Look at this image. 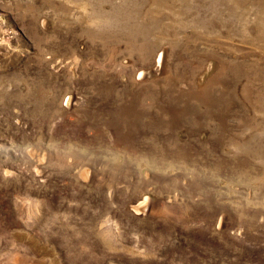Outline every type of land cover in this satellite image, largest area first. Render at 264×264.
<instances>
[{
  "label": "rangeland",
  "instance_id": "374dc122",
  "mask_svg": "<svg viewBox=\"0 0 264 264\" xmlns=\"http://www.w3.org/2000/svg\"><path fill=\"white\" fill-rule=\"evenodd\" d=\"M0 264H264V0H0Z\"/></svg>",
  "mask_w": 264,
  "mask_h": 264
},
{
  "label": "bare ground",
  "instance_id": "6f19581e",
  "mask_svg": "<svg viewBox=\"0 0 264 264\" xmlns=\"http://www.w3.org/2000/svg\"><path fill=\"white\" fill-rule=\"evenodd\" d=\"M8 39V38H7ZM40 147V146H39ZM32 148V147H31ZM29 150V149H28ZM33 151V150H32ZM33 153V152H32ZM50 153V152H49ZM37 156V155H36ZM31 157H33L32 155H31ZM63 157V156H62ZM37 158V157H36ZM45 154H43L42 155V157H41V160H45ZM70 159V158H69ZM36 162V161H35ZM90 165V164H89ZM43 166V165H42ZM37 168V167H36ZM36 171H37V169H36ZM41 174V173H40ZM83 174H85V177L86 178H89V179H91L92 177L90 176L91 175V173H89V170L87 169V170H84L83 171ZM140 177V176H139ZM82 178V177H81ZM95 178V177H94ZM132 178V177H131ZM90 183V182H89ZM111 185V184H110ZM90 191H92V190H90ZM93 193V192H92ZM109 194H111V192L109 193ZM128 198V197H127ZM174 204H175V202H174ZM153 205V204H152ZM187 206V205H186ZM149 209H151V206H150V202H149V198H147V197H144V198H142V199H140V200H138L137 201V203L134 205V210H135V212L136 213H138V214H140V215H143V216H145V215H147V214H149V213H151L150 211H149ZM173 209V208H172ZM183 209V208H182ZM169 212V211H168ZM174 212V211H173ZM180 213V212H179ZM175 214H177V213H175ZM187 215H189V214H187ZM178 217V216H177ZM180 217V216H179ZM185 217V216H184ZM221 217V216H220ZM222 218V217H221ZM181 219H182V217H181ZM177 220H178V218H177ZM209 221V220H208ZM207 222V221H206ZM210 222V221H209ZM221 223V222H220ZM220 223H219V225H220ZM240 223V222H239ZM100 224H102V223H100ZM248 224V223H247ZM251 225V224H250ZM253 226V225H252ZM102 227V226H101ZM183 227V226H182ZM195 227V226H194ZM244 227V226H243ZM186 230V229H185ZM248 230H249V227H248ZM120 231V230H119ZM212 231V230H211ZM258 231H259V229H258ZM193 232V231H192ZM121 234V233H120ZM209 234V233H208ZM192 235V234H191ZM247 235V234H246ZM214 237V236H213ZM222 239V238H221ZM234 239V238H233ZM217 240V239H216ZM172 241V240H171ZM251 242V241H250ZM170 243V242H169ZM233 244H234V242H233ZM258 244V243H257ZM188 246V245H187ZM209 246V245H208ZM190 249V248H189ZM145 251V250H144ZM135 253V252H134ZM223 254V253H222ZM187 257V256H186ZM137 261V260H136Z\"/></svg>",
  "mask_w": 264,
  "mask_h": 264
}]
</instances>
